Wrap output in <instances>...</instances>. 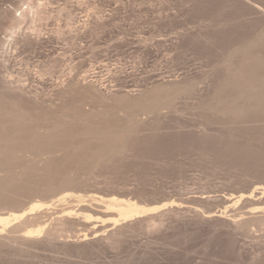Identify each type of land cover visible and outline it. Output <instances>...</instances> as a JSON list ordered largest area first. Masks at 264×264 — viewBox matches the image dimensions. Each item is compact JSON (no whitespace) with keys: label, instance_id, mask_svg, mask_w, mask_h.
<instances>
[{"label":"rangeland","instance_id":"rangeland-1","mask_svg":"<svg viewBox=\"0 0 264 264\" xmlns=\"http://www.w3.org/2000/svg\"><path fill=\"white\" fill-rule=\"evenodd\" d=\"M22 1L0 0V212L54 203L0 264H264V0H39L9 44ZM68 191L177 203L110 227L61 216Z\"/></svg>","mask_w":264,"mask_h":264},{"label":"bare ground","instance_id":"bare-ground-1","mask_svg":"<svg viewBox=\"0 0 264 264\" xmlns=\"http://www.w3.org/2000/svg\"><path fill=\"white\" fill-rule=\"evenodd\" d=\"M28 1L23 0L21 4L19 3L20 5L18 4L19 5L18 8L15 9L14 15L11 17V21H10L11 24H10V26H8V31H9L8 33H9L10 39L7 40V42L9 44H11V42L14 41L15 32L20 27V25L27 20L28 17L32 16L35 19L40 14L48 12V11H46V9H48L45 6L46 3L41 2L39 0H38L39 2L34 1V3L32 2L33 0H28ZM26 4H27V6L25 7ZM46 5H48V4H46ZM66 9L67 8H65L64 10H66ZM19 11H20V13H19ZM32 17H31V19H32ZM137 121L139 123L141 122V120L139 118ZM257 189L262 190V193H264V186L263 185H258L256 187V190ZM253 194H254V191L250 192V193L241 192L239 195H237L235 197L234 196L231 197L230 200L232 202L238 203L241 200H243L245 197H248V196L250 197ZM57 198H56L57 199L56 201L61 202V203L64 201H67L68 199H69L68 201L70 202V199H72V198H76V201H79L80 204L82 202H85V203H83V204H85V206H83V207L86 210L84 208H82V211H81L80 210L81 208L78 209L74 205L73 206L68 205V207L66 206V208L62 210L64 212V215H62L63 214V212H62L61 216L73 217V216L80 215L81 213H83L85 216L84 215H82V216L87 218V221H91V222L92 221H101L102 224H104V225H107L108 223H110L111 224V225H109L110 227L111 226H118L123 222L126 223V222H129L131 220L133 221L135 219L144 217L146 215L158 213V212H160V211H162V210H164L170 206L176 205V203H177L175 201H171V202L166 201L163 203H157V204L152 203L151 204V203H147V202H141V201H139L135 198H132V197L119 196L116 194H112V195L91 194L88 198L84 194H80V193H77L75 191H68L65 194L57 196ZM86 201L87 202L91 201V204L86 203ZM53 203H54L53 201H46V200L40 199V200L32 201L27 207L23 208L20 211L15 210V211L8 212V213H1L0 212V232L2 233L6 229L8 230L9 227L10 228L12 227L14 230L15 229L17 230V228H19L18 226H20L19 224L22 223L25 219H29V217H31L32 215H34L38 212L40 213V211H43L44 209L51 208V205H53ZM93 209L101 211L108 216L103 217L102 215H99V214L94 215L91 212ZM260 210H262L261 207H253L252 212L256 213L257 211H260ZM222 212H224V211H222ZM222 216L223 215H221V217ZM54 227L52 228L51 225H49V224L48 225L47 224H39L37 226L27 228V230H25V231L24 230L21 231V229H20V232L21 233L24 232L22 237H25V238L26 237L37 238L43 233H46V234L51 233L50 235L57 236V234H58L57 231L59 232L60 229H59V227H57V228H54ZM93 228H94V226H93ZM63 230H64V228H63ZM85 236H87V234H85Z\"/></svg>","mask_w":264,"mask_h":264}]
</instances>
